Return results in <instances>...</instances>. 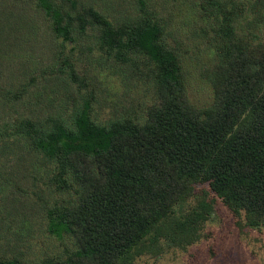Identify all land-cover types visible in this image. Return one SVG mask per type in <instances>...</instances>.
I'll use <instances>...</instances> for the list:
<instances>
[{"label": "trees", "instance_id": "obj_1", "mask_svg": "<svg viewBox=\"0 0 264 264\" xmlns=\"http://www.w3.org/2000/svg\"><path fill=\"white\" fill-rule=\"evenodd\" d=\"M203 1L215 60L206 73L212 99L196 106L186 96L165 18L151 0H110L113 11L88 0H0V54L7 53L4 45L59 37L60 43H78L91 36L121 59L142 57L154 87L142 118L98 122L87 100L65 115L41 118L11 103L34 77L25 79L22 68L19 86H13L16 59L9 54L0 61L10 73L0 76V140H21L53 165L56 183L68 186L69 174L76 190L74 203L46 211V229L68 234L74 247L39 264H133L141 254L192 242L211 201L199 198L182 218L175 205L194 184L242 226L264 225V38L236 31L239 0ZM257 3L264 7V0H255L256 11ZM0 264L28 263L0 254Z\"/></svg>", "mask_w": 264, "mask_h": 264}, {"label": "rangeland", "instance_id": "obj_2", "mask_svg": "<svg viewBox=\"0 0 264 264\" xmlns=\"http://www.w3.org/2000/svg\"><path fill=\"white\" fill-rule=\"evenodd\" d=\"M88 1L102 11H113L110 0ZM239 1L243 10L234 22L236 31L263 39V5L257 3L256 11L255 0ZM151 2L165 18L167 41L180 58L188 100L196 106L208 104L212 88L206 73L215 52L209 42L212 19L204 1ZM125 4L128 6L127 1ZM2 49L7 53L0 54V61L12 54L17 62L11 85L19 86L22 68L27 70L25 79L34 77L20 98L11 101L13 108L31 110L41 118L59 111L65 115L85 100L91 117L98 122L122 116L142 118L144 108L155 98L142 57L121 59L101 48L91 36L78 43H60L59 37L51 43H16ZM7 74V69L0 72L3 78ZM33 153L21 140H0V254L39 264L41 258L63 257L74 247L68 234L55 236L46 229V211L54 205L74 203L76 190L69 174L65 175L68 186L56 183L51 178L53 165ZM193 187L192 194L175 205V211L182 218L199 198L211 201L210 214L198 227L197 238L184 246H163L155 255L141 254L133 264H264V225L242 226L218 198L211 199V192L200 184Z\"/></svg>", "mask_w": 264, "mask_h": 264}]
</instances>
